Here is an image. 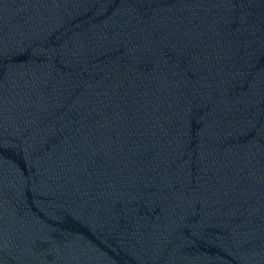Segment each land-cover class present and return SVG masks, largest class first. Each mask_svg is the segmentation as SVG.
<instances>
[{
  "label": "water",
  "instance_id": "obj_1",
  "mask_svg": "<svg viewBox=\"0 0 264 264\" xmlns=\"http://www.w3.org/2000/svg\"><path fill=\"white\" fill-rule=\"evenodd\" d=\"M0 264H264V0H0Z\"/></svg>",
  "mask_w": 264,
  "mask_h": 264
}]
</instances>
